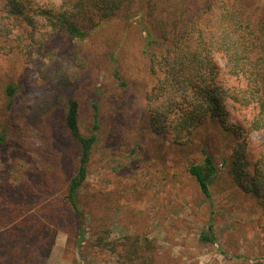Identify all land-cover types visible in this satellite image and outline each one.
I'll list each match as a JSON object with an SVG mask.
<instances>
[{"label": "rangeland", "instance_id": "rangeland-1", "mask_svg": "<svg viewBox=\"0 0 264 264\" xmlns=\"http://www.w3.org/2000/svg\"><path fill=\"white\" fill-rule=\"evenodd\" d=\"M1 7L0 17L5 14ZM7 44L0 51V132H5L0 144V264H139L92 245L103 228L109 230L105 240L113 243L124 234L152 241L154 264L264 260V211L233 183L224 162L235 136L202 128L189 143L175 144L151 131L144 95L152 80L136 23L110 20L84 37L55 33L49 48L57 65L48 79L26 61L15 39ZM41 61L46 66L48 59ZM218 62L221 76L228 79L221 56ZM9 81L17 90L7 108ZM68 97L81 105L82 132L96 134L79 193L85 212L81 248L74 242V213L64 195L77 158L76 143L62 123ZM228 106L229 123L244 131L256 158L264 148V130L250 129L256 107ZM204 153L212 154L217 167L210 198L187 170L202 162ZM209 222L215 240L203 242L199 234Z\"/></svg>", "mask_w": 264, "mask_h": 264}, {"label": "trees", "instance_id": "trees-1", "mask_svg": "<svg viewBox=\"0 0 264 264\" xmlns=\"http://www.w3.org/2000/svg\"><path fill=\"white\" fill-rule=\"evenodd\" d=\"M0 5L5 11L0 17V51L15 39L26 61L45 73L43 79L54 76L51 72L56 69L49 48L55 33L84 37L91 28L110 20L136 23L152 80L144 95L151 131L170 137L175 144L189 143L202 128L232 133L236 142L224 160L227 171L239 190L253 197L264 211V148L254 158L244 131L228 121L229 103L253 104L256 114L250 129L264 130V0H0ZM218 56L223 58L227 78L234 84L221 76ZM42 57L48 59L46 66ZM55 72L57 75L59 69ZM60 82L65 85L64 79ZM16 90L13 82L6 84L7 108ZM80 107L77 99L66 98L62 118L65 135L77 146L74 171L64 195L74 213V242L78 248L85 226L79 193L87 179L96 140L94 132L85 134L81 130ZM93 122L96 127V113ZM4 139L2 130L0 144ZM187 170L203 195L210 198V185L217 175L212 154L204 153L203 161L190 164ZM212 229L209 222L199 239L213 242ZM98 232L102 234L93 238L92 245L118 251L123 260L154 264L152 241L142 243L138 234H124L121 241L113 243L104 238L107 228ZM16 252H20L18 247ZM41 257L38 255V259ZM242 264H264V260L243 259Z\"/></svg>", "mask_w": 264, "mask_h": 264}]
</instances>
